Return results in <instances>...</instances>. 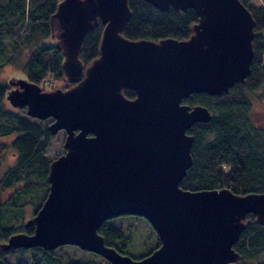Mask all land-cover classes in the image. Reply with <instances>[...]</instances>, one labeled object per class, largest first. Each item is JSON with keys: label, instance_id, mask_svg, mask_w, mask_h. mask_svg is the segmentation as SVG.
Masks as SVG:
<instances>
[{"label": "water", "instance_id": "1", "mask_svg": "<svg viewBox=\"0 0 264 264\" xmlns=\"http://www.w3.org/2000/svg\"><path fill=\"white\" fill-rule=\"evenodd\" d=\"M159 11L192 9L197 22L185 40H128L127 0H61L51 15L62 53L66 89L42 91L11 77L7 100L36 120L63 131L64 152L51 160L48 192L2 249L74 246L107 264H236L233 244L247 214L264 227V192L189 191L179 184L191 167L194 137L187 131L211 119L201 105L182 100L219 97L244 82L253 58L255 22L239 0H142ZM102 25L98 57L83 68L86 36ZM122 89L134 91L127 99ZM144 218L159 246L132 259L104 245L98 228L120 216Z\"/></svg>", "mask_w": 264, "mask_h": 264}, {"label": "trees", "instance_id": "2", "mask_svg": "<svg viewBox=\"0 0 264 264\" xmlns=\"http://www.w3.org/2000/svg\"><path fill=\"white\" fill-rule=\"evenodd\" d=\"M60 1L0 0V70L12 64L21 52H27L18 76L46 91L54 88L45 89V83H67L61 71L62 53L56 46L55 32L49 26L50 17ZM239 1L255 22L250 73L243 83L234 84L219 97L197 93L182 100L189 106L207 107L211 115L207 123H196L187 131L194 139L192 164L179 184L183 190L227 189L236 195L264 192V134L246 117L249 95L260 90L264 97V0H259L258 6L251 5V0ZM127 4L131 14L120 34L128 40H185L197 22L192 9L159 11L142 0H127ZM101 32L102 25L98 22L86 36L78 56L83 68L98 57ZM67 85L65 88L71 86ZM11 89L7 82H0V245L16 234L33 233V225L27 224L31 217L25 219L21 208L32 196L34 199L41 197L33 215L36 213L48 192L47 175L53 160L45 155L52 139L47 130L51 119L36 120L28 117L24 109L11 106L7 100ZM122 94L127 99L135 96L129 89H122ZM9 149L15 156L14 164L1 171L4 154ZM10 189H14L13 195L3 202L2 195ZM244 223V230L232 246L240 257L236 264H264L259 262L264 253V228L254 222L252 214L246 215ZM97 233L105 246L128 255L129 238L124 236L122 227L108 220L101 224ZM158 244L156 235L155 246L145 254L151 253ZM145 254L130 257L140 259ZM0 264L107 262L95 254L75 259L62 252V247L52 251L38 247H0Z\"/></svg>", "mask_w": 264, "mask_h": 264}, {"label": "rangeland", "instance_id": "3", "mask_svg": "<svg viewBox=\"0 0 264 264\" xmlns=\"http://www.w3.org/2000/svg\"><path fill=\"white\" fill-rule=\"evenodd\" d=\"M249 3L251 5L258 6L259 0H251ZM27 54V52H21L19 54L20 56L16 58L12 64L3 67V69L0 70V82H7V80L11 77H20L17 74H21L20 71L25 62V59L27 58ZM67 84L69 83L54 81L50 84H44V88L46 89L49 86H52V88L54 89H66L65 87L68 86ZM249 101L250 107L248 112L246 113V117L249 119V121H251L255 128H257L261 133L263 132L264 134V97L262 96V92L259 90L254 94H250ZM64 136L65 134L63 131H59L57 134L52 136L49 147L45 152V155L49 159H54L64 152L62 148ZM14 161V154L10 149L7 150L1 163V171H5L8 167L12 166L14 164ZM13 193L14 189L6 191L2 195L1 200L3 202H7L8 199L13 195ZM40 200L41 197L34 199L32 196L31 201L22 206V214L25 219H29L30 217H32L34 209H36ZM109 222L113 225L122 227L124 236L129 238V244L127 245L126 252L133 258H138L142 254H145L149 250H152L156 244L157 234L148 225V222H146V220L142 217L126 215L111 219L109 220ZM61 247L62 252L75 259L88 258L92 256V253L82 251L81 249L74 246L66 245ZM259 260V262H264V253L262 254V258Z\"/></svg>", "mask_w": 264, "mask_h": 264}, {"label": "flooded vegetation", "instance_id": "4", "mask_svg": "<svg viewBox=\"0 0 264 264\" xmlns=\"http://www.w3.org/2000/svg\"><path fill=\"white\" fill-rule=\"evenodd\" d=\"M263 228H264V227H263ZM238 238H239V237H238ZM158 240H159V239H158ZM159 244H160V243H159ZM159 244L156 246V248L159 246ZM156 248H155V249H156ZM155 249H154V250H155ZM149 254H150V253H149ZM149 254H145V255H149ZM145 255H144V256H145ZM144 256H143V257H144ZM239 258H240V257H239ZM135 260H136V259H135Z\"/></svg>", "mask_w": 264, "mask_h": 264}, {"label": "built area", "instance_id": "5", "mask_svg": "<svg viewBox=\"0 0 264 264\" xmlns=\"http://www.w3.org/2000/svg\"><path fill=\"white\" fill-rule=\"evenodd\" d=\"M45 84H48V83H45Z\"/></svg>", "mask_w": 264, "mask_h": 264}]
</instances>
